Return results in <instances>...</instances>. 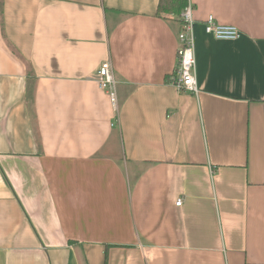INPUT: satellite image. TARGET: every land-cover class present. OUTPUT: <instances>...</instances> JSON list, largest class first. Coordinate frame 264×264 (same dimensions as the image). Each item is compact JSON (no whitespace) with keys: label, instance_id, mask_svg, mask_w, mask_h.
I'll return each instance as SVG.
<instances>
[{"label":"crops","instance_id":"0c3cea01","mask_svg":"<svg viewBox=\"0 0 264 264\" xmlns=\"http://www.w3.org/2000/svg\"><path fill=\"white\" fill-rule=\"evenodd\" d=\"M159 1L0 0V264H264V0H191L197 94Z\"/></svg>","mask_w":264,"mask_h":264},{"label":"built area","instance_id":"2783aa9c","mask_svg":"<svg viewBox=\"0 0 264 264\" xmlns=\"http://www.w3.org/2000/svg\"><path fill=\"white\" fill-rule=\"evenodd\" d=\"M186 4L179 14L181 28L177 35L178 46L176 48V68L172 74L173 84L179 91L198 93L195 73L193 14L191 0H185ZM204 31L215 39L233 40L239 37V30L234 25H222L215 22L212 15H208L204 22ZM94 81L97 87L103 91L114 111L118 108L117 82L115 80L109 60L102 61L95 70ZM178 198L175 205L179 206Z\"/></svg>","mask_w":264,"mask_h":264},{"label":"trees","instance_id":"16d2710c","mask_svg":"<svg viewBox=\"0 0 264 264\" xmlns=\"http://www.w3.org/2000/svg\"><path fill=\"white\" fill-rule=\"evenodd\" d=\"M185 0H160L157 6V13H170L178 15L185 6Z\"/></svg>","mask_w":264,"mask_h":264}]
</instances>
